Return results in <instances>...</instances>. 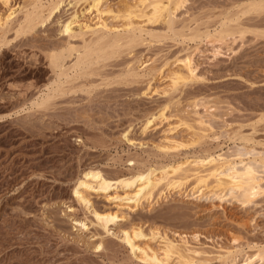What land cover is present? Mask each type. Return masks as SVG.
<instances>
[{"label": "rangeland", "instance_id": "obj_1", "mask_svg": "<svg viewBox=\"0 0 264 264\" xmlns=\"http://www.w3.org/2000/svg\"><path fill=\"white\" fill-rule=\"evenodd\" d=\"M8 1L9 8L0 4V17L18 6H30L33 0ZM35 1L47 5L50 0ZM122 1L103 3L115 11ZM186 1L174 11V26L185 33L189 26L213 31L225 16L238 18L230 22L232 26L239 22L246 28L211 44L205 38L188 41L168 34L162 20L156 19L146 23L155 37L144 35L143 41L122 48L119 55L91 62L79 72L69 67L66 80L50 66L49 56L63 50L66 67L75 61L69 42L76 47L82 43L78 38L67 41L60 30L76 13L79 21L93 18L84 1L63 0L50 17L43 15L20 31L16 30L19 12L4 25L0 31V264H154L139 258L137 250L133 253L122 240V230L132 228L143 232L134 237L137 244L158 250L160 236L185 237L205 264H220L217 254L222 248L238 245L242 254H251L255 246L264 245V166L258 167L261 193L244 205L230 196L218 200L190 195L189 186L164 189L134 208L123 198L133 185L87 189L88 208L73 195L84 171L128 175L131 159L137 163L134 169L148 167L158 174L168 164L208 155L231 158L247 149L264 154V0H258L262 8L256 12L243 11L249 0ZM107 20L120 24L118 17ZM217 46L220 53L214 56L212 48ZM185 51L192 54L196 79L164 92L167 71ZM150 57L155 67L146 70V76L126 74L136 58L143 62ZM163 61L168 62L158 68ZM47 96L48 102L39 105ZM199 120L205 130L199 128ZM163 146L174 149L166 152ZM91 207L120 217L105 233ZM99 239L102 246L96 247Z\"/></svg>", "mask_w": 264, "mask_h": 264}, {"label": "bare ground", "instance_id": "obj_2", "mask_svg": "<svg viewBox=\"0 0 264 264\" xmlns=\"http://www.w3.org/2000/svg\"><path fill=\"white\" fill-rule=\"evenodd\" d=\"M62 1L63 0H50L47 5H43L42 3L33 0L31 2L29 1L31 4L28 7L27 5H21L15 9H11L5 17H0V31L5 28L4 25L9 20H12L13 17L16 16V12L21 14L18 18V27L16 29L20 31L24 27L26 28L32 25L34 21L37 22L38 20H41L43 15H49L50 17L51 13L53 11L55 12V9L59 8L58 6H60ZM78 1H84L82 3L87 5L88 12H91L94 15L91 20L87 19L79 21L76 20V13L72 16V19L70 18L69 21H66L61 27L60 33L66 37L67 41L78 38L77 40H80L82 43L79 47H76L69 42L68 49L74 50L75 61L72 65L66 67L62 62L63 50L62 52H52L49 56L50 66L54 68L56 67V69L59 70L57 75H64L66 80L69 79L66 72V69L69 67H71L74 72H79L80 69L89 66L91 62L97 60L99 61V59H104L114 54L116 56L118 54L117 52L122 50V48H129V46L133 45V43L136 44L138 40L139 42L143 41V38H145L144 35L149 37V39L155 37L157 33H155L152 29H149L147 26L152 24L151 22L156 19L162 20L165 32H168V34L173 36H182L183 39H188V41H196V39L205 38L210 43L214 41L221 43L225 36L233 34V32L241 34V32L243 33V30L246 28L242 29V27L238 25L239 22L232 26L230 22L236 21L238 18L235 19L231 16H225L223 17V20L219 22V27H214L215 29L213 28V31H209L205 28L203 31H200L196 26H193L194 28H190L189 26L187 28V33H185L186 31H184L183 28L177 29L174 26V11H176V7L180 8L184 2L186 4V0H123L122 5H120L121 7L115 11L112 7L104 5L103 1L105 0H74V2ZM8 2V0H0V4L3 6L5 5V7H8ZM259 2H262V0H259ZM259 2L258 0L257 2L249 0L244 2V6L243 3H241L244 7L243 11H260L259 8H262V5L259 4ZM108 17L111 19L118 17V20L120 19V24L118 25L116 23L108 22ZM146 23L149 24L147 25ZM135 44L134 46H136ZM219 49L220 48L218 46L215 48L213 47L211 52L212 55L220 53ZM68 52L70 51L68 50ZM191 56V53L186 52L183 56L175 58L172 62L174 63V66L167 71L169 84L167 88L164 89V92L167 90L175 91L180 84H183L188 80L191 81V79L196 77V71ZM108 59H110V57ZM134 62L135 64H133ZM139 62L140 61L136 58L133 63H130L126 69V74L131 75L132 77H137L138 75L143 76L146 74V70H148L149 73L150 69H154L155 67L153 65L154 58L151 59V57L148 60ZM167 62L168 61L161 62L157 67L161 68L163 65H166ZM87 69L84 70V73H86L85 71ZM141 71H144V73L140 74ZM48 99V96L43 98L39 105H42ZM198 118L196 117V119ZM199 119L202 118L200 117ZM179 122L185 123L188 127L190 126L189 122L187 123L185 119L184 121L181 119ZM196 123H199L200 129H204V123L202 120H199L198 122L196 121ZM199 128L197 130H200ZM197 130L194 131L196 132ZM178 144L180 143L178 142ZM178 144L176 143L175 145L178 146ZM164 149L165 151L167 149H170L171 151L174 149V146H163V150ZM248 150L249 149H247L244 154L237 152V155L231 158L222 156L221 154L218 156L208 155L203 158L191 159L175 165L168 164L165 167L163 166L158 174H155L154 171L148 167L142 166V168L134 169V166L137 164L134 159L130 160L133 168L128 175L111 176L103 174L98 169H88L82 173V176L78 180H76L73 195L80 204L88 208L89 198L86 195L87 189L93 188L105 191V189L110 186L133 185L134 190L131 193L126 194L123 198L128 204L131 203V205H128L129 208H134L136 205H140L143 201L150 199L154 193L158 195L167 188H174L179 191L180 189L189 186L191 193L188 194L190 195H195L196 197H200L202 195L209 197L212 196L218 200H223L224 196H230L244 205L254 199V197L259 194V192L261 193V190L263 189L260 183L262 178L260 177L261 174L259 175L258 167L264 166V154L259 152H252L251 154V151ZM250 154L252 155V157L250 156L251 158L247 156ZM244 155L246 156L245 158H243ZM91 212L95 218L96 224L102 228L105 233H107L109 225L112 223L114 225L118 220L117 217H120L115 212L97 211L93 208L91 209ZM156 233L157 232H155V234ZM152 234L154 233L152 232ZM139 235H143L140 228L122 230V240L129 245L133 253L137 250L139 258L142 260L147 262L149 261L154 264L206 263L205 259V262L201 259L202 256L199 257L200 252L189 246L185 237L180 236L177 240L168 238L166 235L160 236L161 247L158 250L151 248L148 245L140 246L137 244L134 237L136 238ZM99 246H102V239H99L96 244V247ZM254 248L256 250L251 254L247 252V254L245 252V254H242L238 245L232 246L231 248H222L220 251L221 253L217 254L218 256L216 255L217 260L219 259L220 264H254L255 261L262 262L264 260V245H258ZM216 256L214 258H216ZM171 260H174L175 263H171Z\"/></svg>", "mask_w": 264, "mask_h": 264}]
</instances>
